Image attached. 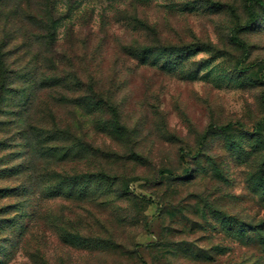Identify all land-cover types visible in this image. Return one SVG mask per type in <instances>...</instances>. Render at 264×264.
<instances>
[{"label": "rangeland", "instance_id": "obj_1", "mask_svg": "<svg viewBox=\"0 0 264 264\" xmlns=\"http://www.w3.org/2000/svg\"><path fill=\"white\" fill-rule=\"evenodd\" d=\"M0 264H264V6L0 0Z\"/></svg>", "mask_w": 264, "mask_h": 264}, {"label": "trees", "instance_id": "obj_2", "mask_svg": "<svg viewBox=\"0 0 264 264\" xmlns=\"http://www.w3.org/2000/svg\"><path fill=\"white\" fill-rule=\"evenodd\" d=\"M252 1V0H251ZM253 1H255V2H257V3H259L260 5H262V6H264V1L263 0H253ZM251 17H250V23H253L254 22V20H255V17H254V14L253 13H251V15H250ZM114 114H115V116H116V114H117V111L116 110H114ZM259 123H261V122H259ZM258 123V124H259ZM233 124H231V123H229V124H227V125H223V126H221V128H228V127H230V126H232Z\"/></svg>", "mask_w": 264, "mask_h": 264}]
</instances>
